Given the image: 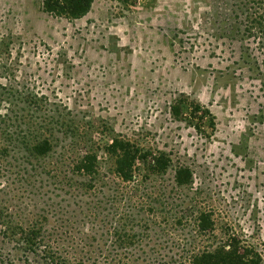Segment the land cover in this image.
Wrapping results in <instances>:
<instances>
[{
    "label": "rangeland",
    "instance_id": "obj_1",
    "mask_svg": "<svg viewBox=\"0 0 264 264\" xmlns=\"http://www.w3.org/2000/svg\"><path fill=\"white\" fill-rule=\"evenodd\" d=\"M231 3L94 0L86 14L64 17L43 0H0V85L63 104L89 144L118 138L166 157L157 185L187 169L180 209L190 198L196 211L211 208L212 243L236 236L264 264V84L240 42L222 35ZM50 108L37 121L47 123ZM98 155L108 172L113 158ZM9 195L1 193L4 204ZM2 220L0 264H47L6 235Z\"/></svg>",
    "mask_w": 264,
    "mask_h": 264
},
{
    "label": "trees",
    "instance_id": "obj_2",
    "mask_svg": "<svg viewBox=\"0 0 264 264\" xmlns=\"http://www.w3.org/2000/svg\"><path fill=\"white\" fill-rule=\"evenodd\" d=\"M93 1L43 0V8L80 17ZM231 1L222 35L240 42L264 84V59L251 54L264 53V0ZM47 106L53 115L37 121L35 112ZM66 110L44 94L0 85V195L12 196L5 204L0 196V217L4 233L24 251L47 264H262L236 236L212 243L211 208L196 211L190 198V209H180L187 169L177 171L174 184L157 185L166 157L118 138L104 147L89 144L81 121ZM102 149L114 160L106 173ZM14 199L21 201L19 213L10 204Z\"/></svg>",
    "mask_w": 264,
    "mask_h": 264
}]
</instances>
